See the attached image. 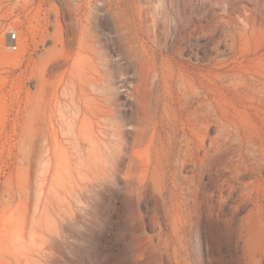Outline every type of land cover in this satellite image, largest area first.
Segmentation results:
<instances>
[{"label": "rangeland", "instance_id": "obj_1", "mask_svg": "<svg viewBox=\"0 0 264 264\" xmlns=\"http://www.w3.org/2000/svg\"><path fill=\"white\" fill-rule=\"evenodd\" d=\"M258 227L264 0H0V264H264Z\"/></svg>", "mask_w": 264, "mask_h": 264}, {"label": "bare ground", "instance_id": "obj_2", "mask_svg": "<svg viewBox=\"0 0 264 264\" xmlns=\"http://www.w3.org/2000/svg\"><path fill=\"white\" fill-rule=\"evenodd\" d=\"M247 19V24L249 26V28H254V29H257V24H256V21L254 20H250L249 17L246 18ZM263 229L262 228H254L251 233H250V241H254L256 239H261L263 237Z\"/></svg>", "mask_w": 264, "mask_h": 264}, {"label": "built area", "instance_id": "obj_3", "mask_svg": "<svg viewBox=\"0 0 264 264\" xmlns=\"http://www.w3.org/2000/svg\"><path fill=\"white\" fill-rule=\"evenodd\" d=\"M10 41L11 48L16 49L18 47V37L16 32L10 34Z\"/></svg>", "mask_w": 264, "mask_h": 264}]
</instances>
